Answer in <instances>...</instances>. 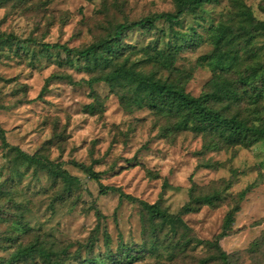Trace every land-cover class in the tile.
Here are the masks:
<instances>
[{"label":"rangeland","instance_id":"rangeland-1","mask_svg":"<svg viewBox=\"0 0 264 264\" xmlns=\"http://www.w3.org/2000/svg\"><path fill=\"white\" fill-rule=\"evenodd\" d=\"M174 10L172 0H0V125L11 145L60 163L80 179L69 195L64 194L62 182L53 183L47 170L25 167L21 176H14L12 151L0 137V182L10 181L15 186H8L11 196L35 229L22 234L21 243H29L39 232L60 248L69 249L70 255L81 250L83 259L91 255L102 258L109 249L119 253L124 247H143L142 207L121 200L117 191L103 193L100 182L88 172L91 168L99 173L104 186L149 203L159 200L167 180L164 204L173 213L190 200L194 182L200 187L213 183L222 187L231 182L217 206H204L200 212L184 216L204 240L221 233L234 195L253 186L236 214L230 235L221 243L228 253L240 254V264H254V255L246 251L264 231V141L201 155L202 137L192 132L165 135L161 129L165 121L154 112L127 110L120 94L109 85L89 84L92 74L85 59L44 47L58 43L82 48L107 37L118 23ZM250 16L264 20V0H218L189 11L174 29L160 21L153 30L129 31L123 38L126 56L135 73L147 77L157 68L152 56L159 46L182 45L176 65L185 71L187 91L199 96L215 84L216 76L205 59L214 51L212 29L222 24L239 28L248 24ZM245 47L243 42L238 45L242 56L264 63V34L249 46L258 49V55ZM57 75H70L73 82L55 78ZM163 75L180 79L177 73L163 71ZM91 104L95 112L88 108ZM201 161L214 166L198 168ZM96 210L103 219L94 252L89 254L86 246L99 222ZM14 211L20 212L19 207L14 206ZM15 213L0 219V243L4 246L0 264L14 251L7 248L6 237L11 222L19 217ZM105 231L112 239L110 246ZM147 247L133 264H198V259L191 257L170 260L163 248L152 253L151 243ZM206 254L205 248L197 249L198 258ZM67 264L91 263L69 259Z\"/></svg>","mask_w":264,"mask_h":264},{"label":"trees","instance_id":"trees-1","mask_svg":"<svg viewBox=\"0 0 264 264\" xmlns=\"http://www.w3.org/2000/svg\"><path fill=\"white\" fill-rule=\"evenodd\" d=\"M174 11L161 12L140 18L134 22H121L107 37H104L82 48H70L62 44H44L45 48L59 49L68 55H78L85 59L87 68L92 74L87 80L89 84L105 83L120 94L121 100L127 110H142L144 108L154 112L165 121L161 129L165 135L183 132H192L203 140V148L199 152L206 155L212 151L231 150L238 147H250L260 141H264V63L254 57H244L240 54L238 45L243 42L245 49H250L253 55H258V49L249 47L255 40L264 34V20L248 17V24L236 28L232 24H222L212 29L211 43L214 51L205 59L211 64L216 76L215 84L209 90L199 96L187 91L184 83L185 71L176 65L182 45L168 44V47H158L152 56L157 63V68L147 77H141L135 73L129 56H126V46L123 43L124 36L131 30L144 28L155 29L157 23L165 21L172 29L184 20L191 10L213 4L218 0H172ZM11 35H9V38ZM136 49L135 46H132ZM163 71L171 74L177 73L175 79L170 75L164 77ZM55 78L68 79L73 82L70 75H57ZM121 92V93H120ZM99 100V96L96 97ZM95 112L96 107L91 104L88 107ZM0 137L3 145L12 151L11 168L14 176H21L22 168H38L47 170L54 184L63 183L64 194L72 195L75 188L80 185V179L72 175L60 163H54L44 158L39 153L31 154L19 146L11 145L0 125ZM214 164L210 161H201L198 168H210ZM97 182L101 184L103 193L108 190L120 193V199H127L133 203H139L144 211L143 221L146 242L143 247H124L121 252L115 253L111 249L102 257L95 255L83 259L81 250L70 255L69 249L60 248L58 243L51 239H45L38 232L34 239L27 244L18 240L22 234L32 233L35 229L26 222V211L21 210L11 190L8 188L12 182H0V219L11 217L15 214L19 217L12 221V228L6 237V243L14 249L5 264H67L69 259H77L80 263L91 264H133L147 252L151 243L152 253L161 248L168 252L170 260H178L180 257L198 259V264H240L239 253H228L222 247V240L230 235L236 220V214L241 208L242 202L252 191L253 186L241 190L233 197V207L227 213L222 231L213 240H204L197 237L191 227L184 220V216L200 212L204 206H217L223 195L229 191L231 182L224 183L222 187H216L213 183L208 187H200L193 183L190 188V200L177 212L173 213L165 206L164 191L168 181L164 182V191L155 203L136 198L123 192L121 189L106 187L101 183L100 175L91 168ZM152 176L158 177V175ZM9 187L13 188L14 185ZM17 189L14 190L16 195ZM12 193V195H14ZM14 206L19 211H14ZM98 226L90 243L86 246L89 254L94 252L98 236L101 231L103 215L96 210ZM17 226V227H16ZM104 239L110 246L112 239L107 231ZM18 246V247H17ZM206 249V256H196L198 248ZM4 246L0 243V249ZM254 255V264H264V231L251 244L246 251ZM193 255V256H192Z\"/></svg>","mask_w":264,"mask_h":264}]
</instances>
